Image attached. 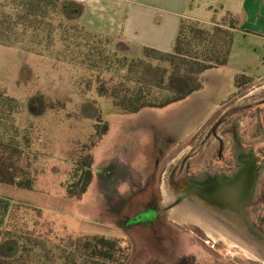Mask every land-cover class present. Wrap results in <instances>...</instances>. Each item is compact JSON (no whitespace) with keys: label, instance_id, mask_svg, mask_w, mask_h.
Masks as SVG:
<instances>
[{"label":"rangeland","instance_id":"rangeland-1","mask_svg":"<svg viewBox=\"0 0 264 264\" xmlns=\"http://www.w3.org/2000/svg\"><path fill=\"white\" fill-rule=\"evenodd\" d=\"M223 1L190 0L185 13L201 21L219 19L225 15ZM32 5L28 10L27 0H0L5 22L0 29L7 21L12 29L0 31V87L19 102L15 122L37 151L34 189L0 183V194L42 208L38 223L33 214L25 216L26 228L49 248L53 237L68 234L124 237L129 244L124 264H264L201 234L194 225L173 222L160 209L161 186L181 159L172 161L193 143L196 129L233 94L235 80L264 78V34L256 30L257 21L242 24L241 15L233 14L239 21L228 60L203 70L199 89L162 107L116 113L109 98L95 92L99 80L118 77L120 53L113 41L84 32L80 17L66 20L51 3ZM103 122L108 129L89 150L91 181L79 199H69L65 183L72 163L94 140L95 125ZM194 163L193 158L192 167ZM254 197L248 220L264 235L262 173ZM147 206L158 211L155 222L133 224L150 217V212L137 214ZM18 247L17 239H4L0 254Z\"/></svg>","mask_w":264,"mask_h":264},{"label":"trees","instance_id":"trees-1","mask_svg":"<svg viewBox=\"0 0 264 264\" xmlns=\"http://www.w3.org/2000/svg\"><path fill=\"white\" fill-rule=\"evenodd\" d=\"M44 1L56 6L66 20L73 21L80 14L79 4L72 0ZM32 2L39 6L38 0H27L28 10ZM2 23L4 20H0ZM235 27L230 15L224 24L210 27L182 18L170 52L144 46L139 56L130 57L116 50L120 53L116 60L118 77L115 81L99 80L95 92L109 98L116 113H134L144 107H162L182 99L199 89L203 70L227 62ZM2 29L5 33L12 30L8 21ZM18 111L19 102L0 87V182L32 189L37 174L32 165L37 151L29 147L28 137L20 135L15 122ZM95 127L94 140L89 147L83 146L85 149L72 163L70 180L65 183V195L69 199H79L91 181L89 150L106 133L108 125L103 122ZM27 214H33V223H38L42 208L0 196V243L9 238L19 241L16 252L0 254V264H124L129 257V244L124 237L97 233L53 237V247H46L39 234L26 228Z\"/></svg>","mask_w":264,"mask_h":264},{"label":"flooded vegetation","instance_id":"flooded-vegetation-1","mask_svg":"<svg viewBox=\"0 0 264 264\" xmlns=\"http://www.w3.org/2000/svg\"><path fill=\"white\" fill-rule=\"evenodd\" d=\"M243 77L238 83L235 80V91L228 100L196 129L191 147L166 178L170 198L164 202L163 197L160 209L165 214L173 208H183L190 215L194 212L198 222L184 223L194 225L201 234H208L204 226L211 223L217 226V232L237 234L225 224L235 219L233 206H244L239 214L249 219L256 198L250 202L234 200L235 185L244 195L253 164L264 176V78L253 81ZM241 171L237 184L235 176ZM144 212H150V217L133 224L155 222L157 210L147 206L137 214Z\"/></svg>","mask_w":264,"mask_h":264},{"label":"crops","instance_id":"crops-1","mask_svg":"<svg viewBox=\"0 0 264 264\" xmlns=\"http://www.w3.org/2000/svg\"><path fill=\"white\" fill-rule=\"evenodd\" d=\"M72 1L80 6L78 17L82 19L80 25L85 30L109 38L113 41L116 50L130 57L139 56L144 46L170 52L182 18L192 19L202 26L210 27L224 24L228 15L234 18L233 14L238 16L240 14L242 24L249 20L257 21L256 30L264 34V0H225L221 5V8H225V15H221L219 19L210 17L207 21L186 15L185 10L188 4L190 5V0ZM207 8L213 9L211 5ZM234 20L237 26L239 19L236 21L234 18ZM0 196L27 202L8 195L0 194Z\"/></svg>","mask_w":264,"mask_h":264},{"label":"water","instance_id":"water-1","mask_svg":"<svg viewBox=\"0 0 264 264\" xmlns=\"http://www.w3.org/2000/svg\"><path fill=\"white\" fill-rule=\"evenodd\" d=\"M183 159V157L181 158ZM242 171L235 176L234 182L239 184L238 178L240 175H242ZM259 175V170L256 168V165L250 166V181L249 185H247V188L245 187V193L244 195H240L238 191V186L235 185V193H234V200L242 198L243 200H246L247 202H250L254 197L255 192V184L257 177ZM248 184V182H247ZM176 190V189H175ZM243 193V191H242ZM234 215L235 219L225 222V224L233 229L241 238L245 240V242L249 245L251 250L254 252V254L257 255L258 260L263 262L264 261V235L262 232L257 230L253 225L250 224L249 220L246 219V217H243L239 214V211L244 206H237L234 205Z\"/></svg>","mask_w":264,"mask_h":264},{"label":"bare ground","instance_id":"bare-ground-1","mask_svg":"<svg viewBox=\"0 0 264 264\" xmlns=\"http://www.w3.org/2000/svg\"><path fill=\"white\" fill-rule=\"evenodd\" d=\"M190 147H191V145L187 146L180 155H178L177 157H174V159H173L174 161H172V165L175 164L179 159H181V156H183L184 153L186 151H188ZM168 184H169V182L166 180V177H165L164 182L161 186V189H162L163 195H164L163 196L164 202L169 200V198H170V195L167 193ZM167 214L171 218H173L175 221L179 222L180 224L184 223L186 221H190L193 223L198 222L197 217L195 216L194 212H192V214L190 215L183 208H173V209L169 210L167 212ZM213 224L211 223L208 226H204L205 230L208 233L207 235H209V237L212 240H221L227 246L236 247L240 253L244 254L248 258H252L254 260L258 259L257 255L254 254V252L251 250L249 245L238 234H222L220 232H217L218 231L217 226H215V224L214 225Z\"/></svg>","mask_w":264,"mask_h":264}]
</instances>
